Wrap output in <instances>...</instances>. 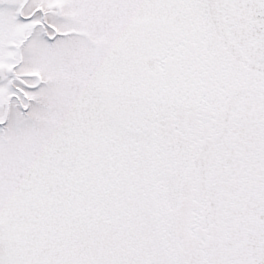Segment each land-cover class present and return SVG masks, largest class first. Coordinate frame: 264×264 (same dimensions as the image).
<instances>
[{
  "label": "snow or ice",
  "instance_id": "6c2138e0",
  "mask_svg": "<svg viewBox=\"0 0 264 264\" xmlns=\"http://www.w3.org/2000/svg\"><path fill=\"white\" fill-rule=\"evenodd\" d=\"M0 264H264V0H0Z\"/></svg>",
  "mask_w": 264,
  "mask_h": 264
}]
</instances>
